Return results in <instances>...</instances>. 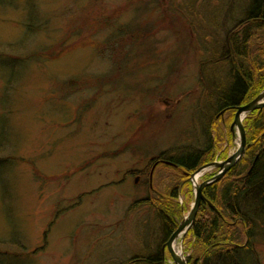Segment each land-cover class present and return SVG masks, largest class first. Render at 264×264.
I'll use <instances>...</instances> for the list:
<instances>
[{
    "label": "rangeland",
    "instance_id": "obj_1",
    "mask_svg": "<svg viewBox=\"0 0 264 264\" xmlns=\"http://www.w3.org/2000/svg\"><path fill=\"white\" fill-rule=\"evenodd\" d=\"M248 2L0 0V264L154 252L160 223L141 202L176 169L152 160L211 140L214 162L238 148L228 114L208 125L230 85L225 38ZM181 188L185 218L194 194ZM255 251L264 264V232Z\"/></svg>",
    "mask_w": 264,
    "mask_h": 264
},
{
    "label": "trees",
    "instance_id": "obj_2",
    "mask_svg": "<svg viewBox=\"0 0 264 264\" xmlns=\"http://www.w3.org/2000/svg\"><path fill=\"white\" fill-rule=\"evenodd\" d=\"M221 52L229 68L230 85L219 97L216 114L208 125L211 134L215 119L222 118L221 112L228 114L231 122L235 107L248 104L264 90V0H249L243 19L227 34ZM242 123L246 133L244 155L219 182L203 190L205 202L185 236L190 239L187 264H258L255 242L264 232V107L248 114ZM211 141L202 150H182L173 156L161 153L149 164L151 168L162 160L175 166L174 184L141 202L159 220V244L152 254L132 257L126 264L166 263L167 253L163 254L162 248L183 219L178 189L187 186L191 192L190 176L214 162ZM161 168L172 169L167 165ZM146 173L149 171L143 172L145 178ZM167 259L171 262L168 255Z\"/></svg>",
    "mask_w": 264,
    "mask_h": 264
},
{
    "label": "water",
    "instance_id": "obj_3",
    "mask_svg": "<svg viewBox=\"0 0 264 264\" xmlns=\"http://www.w3.org/2000/svg\"><path fill=\"white\" fill-rule=\"evenodd\" d=\"M264 107V91L260 93L253 101L249 102L246 105L243 106H237L234 108L235 114H234V119L233 122L230 126V130L233 132L235 129L237 131L238 137H239V146L236 150V152L229 156L225 161L220 162V163H212L208 166H205L201 169H199L196 174L201 172L203 169L208 168V167H215L218 168V173L214 175L211 179L203 181L198 188L196 189L194 193V202L190 208V211L188 212L187 216L183 218L182 222L179 224L178 228L176 231L170 236L168 241L165 243V245L162 248V252L166 250L167 253L169 254L170 258L172 259L174 264H187L186 261H181L179 260L173 253L171 249V244L175 240V238L183 231L186 233L192 228L196 216L198 214L200 205L202 202H205V198L203 196V190L208 187L209 185L213 183L219 182L223 176L231 169L233 168L239 159L244 155L245 152V147H246V133L242 125V121L245 118L246 115L256 111L260 110ZM241 117H243L241 119ZM170 165L169 163H167ZM194 174V175H196ZM194 175L191 176L190 180L194 177ZM210 208L216 212L215 208L211 205H209Z\"/></svg>",
    "mask_w": 264,
    "mask_h": 264
},
{
    "label": "bare ground",
    "instance_id": "obj_4",
    "mask_svg": "<svg viewBox=\"0 0 264 264\" xmlns=\"http://www.w3.org/2000/svg\"><path fill=\"white\" fill-rule=\"evenodd\" d=\"M243 117H241L242 119ZM239 146V143L237 144V147ZM236 152V150L231 154L233 155L234 153ZM214 167H210L208 169H204L202 170L200 173L196 174L192 180H191V185H192V188H193V191H196V189L198 188L199 186V180L203 177V175L209 170V169H212ZM186 231V230H185ZM183 231L181 232L176 238L175 240L172 242L171 244V249L174 253V255L181 261H185L184 257L182 256V243L185 239V236H186V232ZM181 247V248H180Z\"/></svg>",
    "mask_w": 264,
    "mask_h": 264
},
{
    "label": "flooded vegetation",
    "instance_id": "obj_5",
    "mask_svg": "<svg viewBox=\"0 0 264 264\" xmlns=\"http://www.w3.org/2000/svg\"><path fill=\"white\" fill-rule=\"evenodd\" d=\"M158 161H162V160H158ZM158 161H155L156 162V164H161L160 162H158Z\"/></svg>",
    "mask_w": 264,
    "mask_h": 264
}]
</instances>
